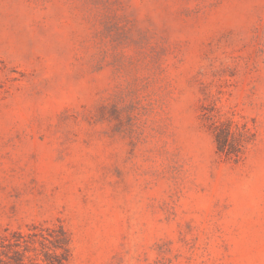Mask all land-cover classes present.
<instances>
[{
	"label": "rangeland",
	"instance_id": "obj_1",
	"mask_svg": "<svg viewBox=\"0 0 264 264\" xmlns=\"http://www.w3.org/2000/svg\"><path fill=\"white\" fill-rule=\"evenodd\" d=\"M0 264H264V0H0Z\"/></svg>",
	"mask_w": 264,
	"mask_h": 264
},
{
	"label": "trees",
	"instance_id": "obj_2",
	"mask_svg": "<svg viewBox=\"0 0 264 264\" xmlns=\"http://www.w3.org/2000/svg\"><path fill=\"white\" fill-rule=\"evenodd\" d=\"M218 144H219V149L221 151H226V147H228V145L226 144V137L225 135L222 136H218Z\"/></svg>",
	"mask_w": 264,
	"mask_h": 264
}]
</instances>
